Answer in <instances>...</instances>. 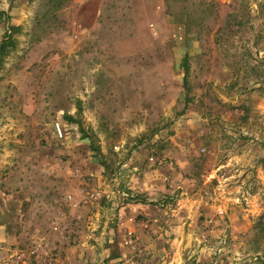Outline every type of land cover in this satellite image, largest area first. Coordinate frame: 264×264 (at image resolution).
I'll return each instance as SVG.
<instances>
[{
    "label": "rangeland",
    "instance_id": "obj_1",
    "mask_svg": "<svg viewBox=\"0 0 264 264\" xmlns=\"http://www.w3.org/2000/svg\"><path fill=\"white\" fill-rule=\"evenodd\" d=\"M6 34L0 264H264V0H0Z\"/></svg>",
    "mask_w": 264,
    "mask_h": 264
},
{
    "label": "trees",
    "instance_id": "obj_2",
    "mask_svg": "<svg viewBox=\"0 0 264 264\" xmlns=\"http://www.w3.org/2000/svg\"><path fill=\"white\" fill-rule=\"evenodd\" d=\"M10 29L15 30L14 27H11ZM13 46H14V41L12 40L11 34H6L4 36V39L0 42V58L2 56L6 55L8 48L13 47ZM68 119H70V121H73L72 120L73 118H71V117H69ZM92 145H93L92 147L95 149L94 144H92Z\"/></svg>",
    "mask_w": 264,
    "mask_h": 264
}]
</instances>
